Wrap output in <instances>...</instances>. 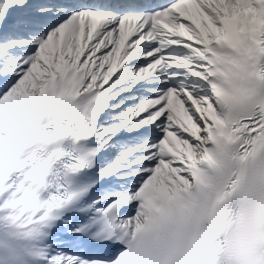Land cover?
Segmentation results:
<instances>
[{
  "label": "snow or ice",
  "instance_id": "1",
  "mask_svg": "<svg viewBox=\"0 0 264 264\" xmlns=\"http://www.w3.org/2000/svg\"><path fill=\"white\" fill-rule=\"evenodd\" d=\"M0 264H264V0H0Z\"/></svg>",
  "mask_w": 264,
  "mask_h": 264
}]
</instances>
